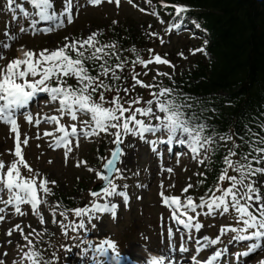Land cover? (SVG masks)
Listing matches in <instances>:
<instances>
[{"label": "snow or ice", "instance_id": "1", "mask_svg": "<svg viewBox=\"0 0 264 264\" xmlns=\"http://www.w3.org/2000/svg\"><path fill=\"white\" fill-rule=\"evenodd\" d=\"M57 2L59 7L56 6ZM115 2L119 5L120 0ZM29 3L33 9L31 14L21 6L28 24L26 27L21 25L20 31H31L33 34H47L63 27L66 21L71 23L74 19L73 10L75 9L78 13L82 6L79 0H29ZM86 3L100 5L102 0H86ZM161 3L165 7L169 6L164 0H161ZM13 4L14 0H6L5 7L11 9ZM171 7L175 9V14L180 17V21L170 24L169 31L173 28L180 29L183 23L182 14H186L189 8L180 3L172 4ZM153 14L157 13L153 12ZM39 24L44 26L39 27ZM196 26L199 27L198 24ZM99 35L97 30L91 32L86 38L65 37L66 42L61 46L54 49L44 48L38 53L34 50H26L21 57L12 59L3 69H0V121L10 125L11 131L15 133V156L18 158L10 164L0 160V193L6 191L8 194L4 203L13 205L15 212L23 214L21 205L27 202L31 205L33 212H36L41 203L38 196L39 190L42 189L47 194L50 192L47 185L56 183L32 175L33 170L28 165L21 146L22 143L27 144L28 140L25 138L21 142L17 122V116L23 115L29 123L34 121L36 125H39L41 118L37 113L34 119L32 107H39L42 103L56 102L59 115H45L43 120L58 126L54 131L60 134L54 137L52 146L57 148L64 146L65 157L71 151L72 138H76L78 143L81 136L92 137L103 132L113 136L114 139L109 143L115 144V147L110 150V158L100 157L102 169L98 170L96 175L103 183L99 191H91V196L96 199L90 204L71 210L79 218L78 221L68 219L67 224L60 223L65 235L68 234L69 229L73 232L79 229L86 230V222L101 219L103 214H110L112 218H115L119 205L114 202V197L119 196L125 205L128 204L129 195L126 191L128 185H119L115 180L117 177L123 178L124 172L127 171L119 167V164L122 163L121 157L125 155L121 145L124 143V138L129 135L146 142L151 146V150L157 153L161 146L179 145L181 152L174 153L177 157L183 151H189L193 159L199 158L201 164L209 159V154L214 155L219 148L226 147V144L222 145L220 141L231 140L232 147L226 149L220 161L221 167L215 183L207 189L209 195L199 197V203L192 195L182 199L179 195H165L161 191L160 196L162 203L171 210L169 219L176 223V230L179 231L180 226H183L189 233V239L192 238L190 233L193 229L199 232L203 227L197 219L201 215L197 209H206L207 211L203 214L213 216L224 215L229 213L230 209L233 210V219L236 223L221 226V235L231 231L235 234L232 237L234 241H250L245 251L235 253L237 259L241 255L248 256L249 253L256 251L264 244V192H262L264 177L258 176L259 173H264V166H261L264 164V136L245 124L244 132L236 134L242 144L246 145V148L242 147L241 143L233 140L230 131L223 133L215 131L213 126L194 110V105L188 101L198 102L195 96L183 93L178 88L163 84H145L144 81L137 79L140 75L135 71L137 63L146 68L153 60L158 64H171V62L163 59L159 54L150 55L148 59H144L135 47L132 48L135 60L132 62L131 77L135 84L152 88L153 91L150 93L151 98L143 101V104L141 103L143 98L140 95L124 99L120 94L122 86L119 82L127 79V76H122V72L128 61L118 54L116 41L102 42L98 38ZM151 35L156 36L157 33L152 32ZM6 38L14 39L15 37L6 31ZM0 47L7 48L9 45L3 43ZM148 51L151 53L152 50L148 49ZM191 51L193 53L202 51L207 54L203 47L191 49ZM2 55L3 53H0V57ZM180 55L183 56V53L181 52ZM118 69L120 71H117ZM157 75L169 76L171 79L169 73H161L159 70ZM70 79H74L75 83H69ZM153 79L155 80L156 77ZM130 90L129 87H123L125 95ZM106 92L114 94L107 97ZM133 105L136 106L133 108ZM203 111L204 109H200V112ZM65 115L69 116L73 123L70 125L61 123L60 117ZM80 115L88 116L89 119L81 120L78 124L76 121ZM257 126L264 129V123L257 122ZM209 129L213 130L210 132ZM50 134L45 132V135ZM168 151H172L171 147ZM159 154L162 155V153ZM21 166L28 169L27 176L22 175ZM161 168L163 170V165ZM166 170L169 173L173 171L172 168ZM230 171L233 174H229ZM201 175L204 174L201 173ZM254 177L256 179H253ZM161 187H163V181H161ZM191 187V184L187 185L183 192L187 193L188 188ZM101 196H103V202H99ZM4 211V208H0V213ZM68 211L65 209V212L60 215L67 219ZM3 219L4 216L0 215V220ZM41 222L43 223V217ZM53 223H56L55 219ZM161 224L163 227V220ZM16 227L19 228V225ZM91 227L97 228V224L92 223ZM10 234L11 230H9ZM161 234L163 235V232ZM173 237L174 231L170 223L168 240L171 242ZM24 239L28 240L29 245L32 244L28 236H24ZM219 241L220 236L214 239L207 235L198 237L195 240L196 251L207 248L209 244L216 245ZM62 247L65 251L71 250L67 245ZM175 251L176 246L170 243L167 255L150 253L147 261H133L130 256H125L119 251L115 241L104 237L97 243L88 240L87 247L81 249L78 255L81 257V264H85L84 257L88 253L91 255L88 257L87 264H124L125 261L130 264H173ZM187 251L186 246L181 243L179 252L183 254ZM226 251L227 248L216 249L203 262L198 261L195 255L187 260L181 255V261L182 264H222L221 258ZM23 257L25 264H52L53 261H59L57 254L45 258L43 252L34 248L25 251ZM0 264H4V261L0 260Z\"/></svg>", "mask_w": 264, "mask_h": 264}, {"label": "rangeland", "instance_id": "2", "mask_svg": "<svg viewBox=\"0 0 264 264\" xmlns=\"http://www.w3.org/2000/svg\"><path fill=\"white\" fill-rule=\"evenodd\" d=\"M134 1L138 2V0ZM138 5L144 7V3H138ZM1 8L2 5L0 3V11ZM80 12L78 19H76L74 23L77 24L80 22V25L77 26L76 29L73 28L75 26L73 24L74 26L67 28L61 33L53 34L48 37L30 38L23 35L20 38V43L25 44L33 50L44 48L54 49L66 42L64 40L65 37L71 39L76 34L77 36L79 35V38H86L91 32L97 30L102 34L109 26L115 24L121 18V20H126L130 17H138L139 13L137 9H133L127 5H123L120 10L109 6L96 10L80 7ZM158 23L159 32L164 33L161 20L158 21ZM174 41L175 40H173V42ZM165 43L166 39H163V43L160 41L157 51H160L161 46ZM167 48L169 47L165 49ZM166 69L165 66L156 63L154 60L149 63L146 68L142 65L135 67V71L140 73L137 79L144 81L145 84L153 83V77L158 76L157 70L163 73ZM145 72L147 73L146 75L144 74ZM131 81V86H133L135 83L132 77ZM71 82L75 83V80L71 79ZM134 93L138 94L137 91ZM27 134L30 138L27 137ZM25 138H27L28 143H22L23 155L28 165L33 170V176L45 178L50 182L55 181V184L49 183L47 187L51 191L56 189L58 195H63L65 197L70 196L79 201L78 207L90 204L91 201L94 200L91 199L90 191L91 188L100 181L99 177L96 175V172L101 170L102 167L100 157H109L111 153L110 150L113 149V144L109 143V141L114 139L113 136L104 134V136L97 141L85 142L79 149L69 152L67 157H65L63 152H51L43 141L37 140V133L33 130L25 129L22 142ZM11 141L12 140L9 139L6 132L3 131V134L0 135V160L8 164L14 159H18L11 152ZM98 143L101 145V150L103 152L101 155L96 151ZM101 143H103V146ZM123 148L125 155L122 156L120 167L122 169H127V171L124 172L123 178H116V183L122 185L125 179L135 175L136 179L134 178V181H138L135 182V184H138L139 180H142L144 181V185H147L148 177L152 176L155 178L151 185L149 187L147 186V191H145V196L141 202H135L133 200L129 209L126 212L125 210H120L116 219L101 217V219L86 222V230L79 229L73 232L69 229L67 235H65L64 230L60 227V223L63 222L67 224L68 219L78 221L79 218L74 214L65 219L64 216L60 215L61 212L58 211L54 202L52 203L47 200L49 209H46L43 205V208L41 207L37 213H30L27 211V214L21 216L12 215L5 211L1 214L4 216V219L0 220V260H3L4 264H25V259L23 258V253L25 252L23 247V241L25 240L24 236H28V239H32L33 237L39 236L40 233L46 229H53V232L63 239L64 243L69 236H76L83 231L91 233L94 239H101L102 237L109 236L115 242H117V240L120 241L121 236L125 232L131 231L134 234L130 237L132 241L124 246L122 252L125 256H128V254L131 256L139 254L138 243L140 242L151 248L153 246L152 242L155 239L160 241L162 237L161 221H165L166 218L160 205L159 192L168 189L169 192H166L168 194L173 192L180 193V189L191 184L192 173L184 171L182 167L177 168L173 174H164L161 177L160 173L156 176L152 169H149V172L146 173L145 169L149 166L151 159L147 155L145 142L128 136L124 138ZM82 159L86 162V166H82ZM173 165L175 166L176 163ZM195 167L196 165L193 166V168ZM90 168L92 169L91 171L89 170ZM142 168L143 174L137 175V171ZM21 170L25 171L28 169L21 166ZM138 176L142 178L139 179ZM161 181H163V187H161ZM135 188L136 186L133 183L132 190ZM41 191L42 189L39 190L40 199H42L41 195L45 197L48 196L49 199L50 196H52L51 193L49 195L45 193L41 194ZM136 191L133 192V196L136 194ZM100 200H102V198ZM41 217H43V223L41 222ZM54 219L56 223H53ZM156 220H158L157 225L152 226L155 225ZM92 223H96L97 228H92ZM16 225H19V228H17ZM9 230H11L10 235ZM205 234L206 233H204V235ZM217 234L220 233L217 231ZM86 247L87 244H82L73 249L71 245V250L64 254V261L61 264H81V257L78 253H80L81 249ZM158 249L159 247L155 248V250ZM90 255L91 253H88L87 256L84 257V261L87 262ZM262 256H264V253Z\"/></svg>", "mask_w": 264, "mask_h": 264}, {"label": "trees", "instance_id": "3", "mask_svg": "<svg viewBox=\"0 0 264 264\" xmlns=\"http://www.w3.org/2000/svg\"><path fill=\"white\" fill-rule=\"evenodd\" d=\"M172 1L196 9L213 38L212 59L207 63L196 58L194 67L182 73V88L193 96L206 97L205 103L215 107L218 130L243 133L264 101V0ZM122 29L115 32L120 34ZM125 36L122 42L129 41ZM220 93L226 96L217 97ZM216 172L217 167L211 174Z\"/></svg>", "mask_w": 264, "mask_h": 264}]
</instances>
